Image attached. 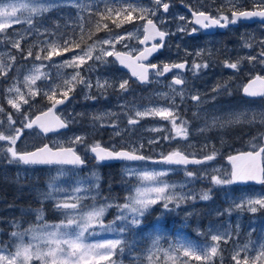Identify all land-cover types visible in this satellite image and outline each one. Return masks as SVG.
Returning a JSON list of instances; mask_svg holds the SVG:
<instances>
[{
  "label": "rangeland",
  "instance_id": "374dc122",
  "mask_svg": "<svg viewBox=\"0 0 264 264\" xmlns=\"http://www.w3.org/2000/svg\"><path fill=\"white\" fill-rule=\"evenodd\" d=\"M116 1L77 0V4L72 5L65 0H0V18L4 21L0 23V37L9 29L18 27L12 32V35L16 36H9L0 41V64L9 69L6 74L0 73V107L3 108V112H0V121H3L0 123V133L7 135L11 128L21 126V120L25 115L32 120L37 113L47 108L48 103L52 104L53 100L46 93L55 92V99L60 100L64 98L63 93L67 90V96L72 95L73 99L65 108L60 109L58 114L62 120L69 122L71 127L69 131L44 137L34 126L31 129H23L15 144L18 151L35 150L42 144L67 147L74 136H83L89 144L98 143L103 129L113 130L111 133L122 142L126 137L125 131L115 128L126 122V127L133 130L129 137L134 139V150H138V153H151L152 160L156 161L153 165L147 163L129 165L137 174L130 175L128 168L126 169L127 184L117 186L123 193L121 198L124 199L119 201L102 196L101 172L95 163H92L93 167L87 169L58 165L32 167L9 164L4 153L0 152V175L3 178L11 177L13 189L19 196L29 193L40 203H53L54 207L52 220L47 219V212L43 208L21 209L18 218H10L8 222L12 228L5 230L4 234L7 236L3 243L0 237V256L6 258L5 264H7V257L10 253H15L21 242L25 245H38L41 253H46L50 247H54L47 239L50 232L59 229L60 233H66L68 238L74 240L80 228L87 222L86 214L89 211L111 205L106 207L102 217L89 225L83 243L95 245L111 240H120L121 243L107 260L100 259L95 254H86L78 264H111L119 251L123 250L119 248H124L126 244L131 248L126 249L122 255L124 258L115 261V264H215L217 262L245 264V259H247L246 264H253V259L259 255L261 246H264V209L252 213L246 210V205L243 208L238 205L249 198H264V188L215 186L210 183L208 177L212 174L227 176L231 171L225 161L227 156L246 148L258 149L262 144L264 103L259 102L262 100L251 101L242 98L241 91L245 85L244 81L256 72L264 76V63L260 62V53L264 51V29L259 52H256L257 29L246 27L200 40L185 34L184 41L179 45V34L187 32H180L177 29L193 28L184 7L209 12L217 17L230 13L232 5L229 0H167L169 10L166 14L162 8L155 16L145 14L146 19H153L162 30L172 34L163 53V59L179 56V53H182L192 60V64H208L207 69L201 68L195 73L190 69L189 75L186 76L190 84L187 89L182 90L183 97L176 92V89L180 90L179 88L172 83H166L157 75L152 76L150 84L137 88L139 85L136 83L134 85L129 77L121 73L112 56L102 57V60L96 59L105 49L112 50L114 54L121 50L131 54L141 51L140 41L144 36L146 19L137 18L131 28L106 34L82 50L71 53L69 50L58 49L59 54H53L50 59L41 58L24 71L22 67L15 66L16 53L23 50L22 43L27 38H32L33 41L37 39L36 44L41 51L44 49L49 51L50 43H55L61 48L68 45L70 49L73 35H82L81 25L86 22L88 15L104 13V9L110 8ZM119 1L125 4L132 2L133 7H136V4L147 8L154 7L153 0ZM239 4L241 7L246 5L253 7L254 0H239ZM34 8L43 10L34 11ZM46 14H48L47 19L40 20L32 27L24 28L25 25ZM161 19H163L162 23ZM50 36L52 37L49 40ZM104 39L111 40V44H102L101 41ZM13 43H18L19 47H13ZM245 44L250 47H245ZM89 48H91V58L86 56L71 65L68 63L69 57H75L77 53H86ZM252 55L259 58V64L255 60L248 59ZM245 60L248 63L247 69L242 65V61ZM225 61H239L238 70L224 67ZM261 64L263 67L260 66ZM36 67L41 69L40 78L34 85L27 86L25 77L33 74ZM13 71H15L14 75L10 76ZM76 73L80 74L79 77L72 80ZM81 78L85 83L90 81L93 87L85 88L84 83H80ZM97 80L101 82L107 80L111 87L98 89ZM123 81H127V92L121 91L118 87ZM13 85L20 88L23 98L28 103L19 99L14 91H8ZM193 95H198L200 100L195 102L191 98ZM89 96H95L97 99L86 98ZM9 99L16 100L20 106L19 111L8 103ZM183 105L185 106L183 112H180L178 107ZM156 108L176 109L175 115L171 118L180 117L176 120L177 125H180L181 121H186L181 131L186 130L187 138L176 135L170 119L153 115L151 109ZM148 109L147 113L138 114ZM8 116H11L15 124H9ZM97 117L101 118L97 119ZM155 119L159 122L156 123ZM130 121L136 123L129 124ZM72 146L80 155L87 153L83 144ZM0 147L6 148L7 143L0 141ZM174 151L193 156L199 155V157H206L212 152L216 155L214 161L191 169L158 162L159 158ZM161 171L166 174L154 179L142 178L144 174ZM186 171H191L194 176L188 177ZM161 183L169 185L165 195L175 192L177 196H183L185 199L179 202V206L177 201H174L167 208L163 206V200L158 201L146 210L144 216L140 218L139 225L120 231L123 221L116 220L119 209L115 205L123 204L130 196H135L137 188L158 187ZM50 185H55L57 190L49 187ZM209 189L211 199L207 201L201 199L202 194ZM49 192L53 195H47ZM59 204H75L76 207L56 206ZM158 206L160 207L158 218L145 224L146 215ZM114 208L118 209L117 212L109 216ZM166 216L171 217L172 221L176 217L183 219L179 221L180 223L169 221L165 229L162 224ZM8 219L9 217L5 218V221ZM204 219L206 220L203 223ZM192 222L194 238L185 234L186 232L190 235L189 227ZM0 223L1 227L2 221ZM109 227L112 230H108ZM143 227L147 230L144 232L145 237L142 238L136 231ZM127 231H133L132 242L128 241ZM1 232L0 229V234ZM13 232L18 233V236L14 237ZM33 236L37 239L34 240ZM213 236L222 238L216 241L212 239ZM146 237L151 243L150 246L144 242ZM58 246L69 251L66 244ZM245 246H247L246 251ZM213 247L216 248L214 254L211 252ZM35 250L34 247L32 251ZM186 251L188 255H185ZM237 251L239 256L236 258ZM197 256L200 259H197ZM47 259L51 264V257ZM226 259L227 262L224 263ZM75 260L76 256L73 255L72 261ZM72 261L69 264H72ZM13 264H20V260H15ZM28 264H44V259L33 256ZM255 264H264V257L256 260Z\"/></svg>",
  "mask_w": 264,
  "mask_h": 264
},
{
  "label": "snow or ice",
  "instance_id": "6c2138e0",
  "mask_svg": "<svg viewBox=\"0 0 264 264\" xmlns=\"http://www.w3.org/2000/svg\"><path fill=\"white\" fill-rule=\"evenodd\" d=\"M66 3L76 5L77 0H65ZM229 3L232 5V8L230 10L231 15H219L217 17H209L206 16L203 11H200L197 15L195 12H193V15L195 17L194 23L197 25H200L201 28H209L213 26H219V27H227L228 24H236L241 20H251L253 18H259V20L264 21V0H254V5L251 10L243 9L240 4L239 0H229ZM154 7L147 8L143 6H136L133 7L132 5H129V8L131 11L126 12V15L131 18V12L137 11L139 9V12L141 13L138 17L139 19H146L145 14H150L151 16H155L156 12H158L161 8L163 12L167 13L169 10V3L167 0H153ZM34 11H42L43 9H33ZM116 11V14H119V11L121 10H113V9H105V15L110 14L111 12ZM201 17H204V19H201ZM103 18V17H102ZM181 19H184L181 17ZM4 22L2 18H0V23ZM163 22V19L160 21ZM147 26L143 28L144 33H146L143 37V39L140 41V43L144 44L149 40H154L156 38H159V43H153L150 48H146L142 51H139L138 56L136 57L137 60H147L149 56L154 52L158 51L159 49L163 48L164 40L166 36L169 35V33L164 30H158L156 27V24L153 23V19L147 18L146 19ZM14 25V24H13ZM12 25V26H13ZM151 26V29L153 31H149V27ZM81 25V30H82ZM97 27H100L99 22L97 23ZM104 27H107V25H104ZM177 31L180 32H188V34H194L198 31L196 28H192L191 30L185 29L183 27H180L177 29ZM118 38V37H117ZM102 44H111V40L104 39L101 41ZM245 47H250V45L245 44ZM13 47H19L18 43H13ZM49 51H47L46 59H50L53 54H59V51H67L69 50L68 45H65L63 48H61L59 45L55 43H50L48 45ZM59 49V51H58ZM91 48L87 50L86 53H77L75 57H69L68 63L71 65L74 61L78 62L81 58H85L86 56L88 58H91L90 55ZM28 56H31L32 53L29 51L27 53ZM114 55V52L112 50L105 49L102 52L101 56H97V60H102V57H111ZM125 56H127L129 59L131 57V53H115V58L117 61H119L121 64H123L125 67H132L131 64L125 63ZM260 62L264 63V51L260 53ZM36 60H40L41 57L37 55L35 57ZM248 59L255 60L256 57L249 56ZM239 61L237 62H224V67L231 68L234 70H238ZM141 71L137 72L135 69H133L132 75L137 76L138 79L141 82H145L148 80V72L149 68L155 70L158 68V65L151 64L148 66L140 65ZM91 68V66H90ZM201 68L207 69L208 64H201V63H193L191 66V70L195 73L199 71ZM173 69L178 70H185L186 69V63L184 62H178L173 64H165L162 67L159 68L158 71L155 72V75L161 76L164 75L167 72L172 71ZM8 67H5L3 64H0V73L6 74L8 71ZM40 67H36L33 74L29 75L28 77H25V84L28 85H34L35 81L40 78ZM79 73H76L73 75L72 80H76L77 77H79ZM80 83H84L85 88H92L93 85L89 81L85 83V81L81 78ZM184 79L182 76H180L179 73L176 74L175 78L172 81L173 85H183ZM96 87L98 89H105L106 87H111V84L105 80L101 82L100 80H97ZM118 87L121 91L127 92L128 91V84L127 81L120 82L118 84ZM30 90V89H29ZM9 92H15L17 97L19 99H22L24 103H28L26 99L23 98L21 94V90L19 87L13 85L8 89ZM176 92L178 95L183 97V91L177 90ZM244 92L249 96H264V89L260 90H253L252 85H249L244 89ZM46 95H49V98L53 100V106L56 104H62L65 102V99L67 98V90L64 91L63 96L64 99L56 100L55 99V92L46 93ZM88 99H97L95 96H89L86 97ZM193 100L199 101L200 97L198 95H193L191 97ZM8 103L11 104L13 108H16L17 111L20 110L19 104L16 102L15 99H9ZM149 111L145 110L143 112H140L138 114H145ZM0 112H3V108L0 107ZM176 109L173 108H156L151 109V113L153 115H159L165 119H170V123L172 124L173 129L176 132V135L179 137H182L184 139L187 138L186 136V130L181 131V128L183 127V124L186 123V121H181L180 125H177L176 120L180 119V117H176L175 119H172L175 115ZM47 115V113H45ZM8 122L9 124H15V121L11 119V116H8ZM99 119V117H97ZM41 117L37 116L35 118V121H40ZM56 123L54 126L52 125H45V124H35V121H31L27 115H25L21 120V126L19 128H11L9 133L7 135L0 133V141H5L7 143L6 148L0 147V152H3L5 155V158L9 164L16 163V164H22L26 166H41V165H75V166H82L85 164V160L81 157V155L77 154L75 148L72 145H79L83 144L85 151L90 152L93 154V156L96 158L97 162H103L105 160H120V161H144L146 158L138 153V150L135 151H121L116 149L114 146L109 147H102L99 143H92L89 144L87 140L83 136H74L72 138V141L70 142L69 146L63 147L60 145H55L53 147L48 146L47 144H42L38 146L35 150H29L27 152H20L15 148V144L17 140L19 139L20 135L22 134L23 129H31L34 125L37 126L41 132L48 133L49 131L58 130L60 128H66L68 127V121L60 120L59 117L55 118ZM0 123H3V121H0ZM136 123V121H130L129 124ZM114 126V125H113ZM119 131L116 132L118 134ZM55 149V150H54ZM259 152L264 153V148H260ZM215 152L210 153L206 157H202L200 159H196V162L198 164H204L208 163L215 159ZM183 154L179 153L178 151H174L171 154L165 156L163 158V163L166 164H175V165H186L185 160L182 158ZM239 157H229L230 162H232L233 167L231 171L228 173L227 176L219 175V174H212L208 177L211 184L215 186H231L233 184H247L249 182H255L259 184H264V159L260 157L259 161L247 159V164L245 165H237L235 163L236 160H238ZM128 174L130 175H136L135 169L128 167ZM166 173L164 171L157 172V173H151V174H144L142 177L143 179H154L158 176H163ZM186 175L188 177H193V173L191 171H186ZM99 178L97 177V180ZM49 187L53 188L54 190H57L55 188V185H50ZM98 187V185H96ZM169 190V185L166 183H161V186L158 187H151V188H137L136 189V195L130 196L128 198V201L123 204H117L116 207L119 209V214L116 217V220L123 221V226L121 227L120 231H124L125 229H130L133 225H139L141 223V217L144 216L146 210L151 206L157 203L158 201L163 200L164 201V207L167 208L170 203H173L174 201H177V206H179V202H182L185 197L183 196H177L175 192H172L171 194L165 195L166 192ZM60 191H66L63 189H60ZM79 191V189H77ZM211 190L209 189L208 192H204L201 199L207 201L211 199V196L209 194ZM155 194V195H151ZM47 195L52 196L53 193L49 192ZM79 199V198H77ZM246 210L252 213L257 212L259 209H264V198H257V199H247L246 201H243L239 207H245ZM56 206L65 207V208H75V204H59ZM111 205H106L105 207H98L95 208L92 211H89L86 214V223L80 228L79 232L76 234V239H70L68 238L66 233H60L59 229H57L56 232H50L48 234V241L54 245V247H50L46 253H41L38 245L28 244L25 245L23 242H21L17 248L15 253H10L7 257V264H13V262L17 259L20 260V264H28V261L33 257L36 256L38 259H44V264H49V261L47 257H51V264H69L70 261H72V256H76V260L72 261V264H78L79 260L85 257L86 254H95L100 259L107 260L109 256L113 254V250L121 243L120 240H111L107 241L103 244H95V245H86L83 243V238L85 236V232L88 230L89 225L94 222L97 218L102 217L106 211V207H110ZM108 230H112L111 227H109ZM12 235L18 236V233L13 232ZM221 236H213V240H220ZM33 239H37V237L33 236ZM60 244H66L69 251H65L63 248L59 247ZM35 247V251H32V249ZM103 249L104 251H99ZM79 253L77 254V252ZM245 251L247 250V246H245ZM211 252L214 254L216 252V248L213 247L211 249ZM59 254V255H58ZM189 253L186 251L185 255H188ZM239 256V251H237L236 258ZM264 257V246H261L259 255L256 256L253 259V264H255V261L259 258ZM197 259H200L199 256L196 257ZM6 258L4 256H0V264H5ZM245 264L247 262V259L244 260ZM111 264H115V261L111 262Z\"/></svg>",
  "mask_w": 264,
  "mask_h": 264
},
{
  "label": "trees",
  "instance_id": "16d2710c",
  "mask_svg": "<svg viewBox=\"0 0 264 264\" xmlns=\"http://www.w3.org/2000/svg\"><path fill=\"white\" fill-rule=\"evenodd\" d=\"M110 1V0H109ZM134 3L128 2V3H122L119 0H117L110 8L106 7L105 9H113V10H121L119 11V14H116V11L111 12L110 14L105 15L104 13H92L88 15L86 18V22L83 24L82 27V35H73L71 47L69 49V52L73 53L74 51H79L84 48H86L90 43L97 40V38L100 37V34L102 33H108V32H116L124 28H129L133 24H135V21L140 16L141 13H139V9L137 11L131 12V18H129L126 15V12L131 11L129 8V5H133ZM137 6H140L136 4ZM104 9V10H105ZM103 17V18H102ZM99 22L100 27H97V23ZM104 25H107V27H104ZM129 26V27H128ZM11 31H8L7 34H10ZM33 45L31 46L32 49ZM46 55H44V58ZM46 59V58H45ZM41 98V97H40ZM39 99V98H38ZM120 171L110 172V173H103V191L104 194L109 198H115L119 201H122L124 199L121 198V195L117 193L118 190H120L116 185L117 182H122ZM8 175V173H7ZM7 177V176H6ZM13 178V177H12ZM16 184V183H15ZM14 185L11 182V177L3 178L0 175V221H2V225L0 227L1 234L0 237L2 239V243L6 239L5 230L12 228L11 224L8 222L10 218L16 219L19 217L21 213V209H32V208H43L47 212V219L52 220V212L54 210L53 203H40L37 201V199L32 196V194H24L19 196L18 192H16L14 189ZM253 188V187H251ZM118 194V195H117ZM116 206V205H115ZM118 209H112L109 216H112L115 212H117ZM160 207H156L153 211L149 212L144 222L147 224L148 222H152L158 216L160 215ZM9 217L7 221H5V218ZM183 218L182 217H176L174 221H172L171 217L166 216L165 220L162 224V226L167 229L166 227L169 224V221H172V223H180ZM206 219H204L202 222L204 223ZM1 224V223H0ZM163 229V230H165ZM190 235L185 232L187 237L194 238L195 235L193 233V222L190 224ZM147 228L143 227L138 229L136 232H138L139 236L145 237V233ZM132 232L133 231H127L128 234V241L132 242ZM135 232V231H134ZM144 242L146 245L150 246L151 243L149 239L146 237L144 239ZM131 248L128 244L124 246L122 251H119V254L116 256V258L113 259V261L120 260L122 255L124 254L126 249ZM225 254V253H224ZM227 262V259L224 263ZM215 264H218L215 263Z\"/></svg>",
  "mask_w": 264,
  "mask_h": 264
},
{
  "label": "flooded vegetation",
  "instance_id": "af4514ba",
  "mask_svg": "<svg viewBox=\"0 0 264 264\" xmlns=\"http://www.w3.org/2000/svg\"><path fill=\"white\" fill-rule=\"evenodd\" d=\"M185 11H186V14L188 15L189 19L191 20V23H192V13L193 11H197L195 8H189V7H184ZM244 27H246L247 29L249 28H255L257 29L256 31V41H257V45H260L261 44V39H260V26L258 25H243ZM192 27H193V24H192ZM194 28V27H193ZM224 32V31H219L217 32L214 36H207L205 35L200 29H198L197 32H195L194 34H188L187 33H181L179 34V45L180 43H182L184 41V38H185V34L186 36L188 37H194L196 38V40H200V39H205V38H211V37H216V36H219L221 35V33ZM172 36V35H171ZM22 47H23V51L22 53H16V59H17V63L15 64V66H18V67H22V70L24 71L25 69L29 68L31 65H33L34 62H36L37 60L35 59V57L39 54V46L33 41V39H30V40H25L23 43H22ZM33 45L32 49H31V46ZM166 49V48H165ZM32 50V51H31ZM31 51L32 55L31 56H28L27 53ZM118 52H123V53H127L126 51L124 50H121V51H118ZM138 52L136 53H132L131 55L132 56H135ZM254 57H256L255 55H252ZM112 59H113V56H112ZM114 60V59H113ZM115 61V60H114ZM178 62H184L187 64V67L185 70L181 71V70H177V69H173L169 74L167 75H161L159 76L162 80H164L166 83H172V80L175 78L176 74L179 73L180 76L183 77L184 79V83L182 86L179 87L180 90H184V89H187L188 88V84L189 81L186 80V76L189 75V71L191 69V66H192V60L188 57H185L182 55V53H179V56H169V58H166V59H163V54L159 55L158 57H156L152 62L151 64H156L158 65V68H157V71L159 70L160 67H162L163 65L165 64H173V63H178ZM255 62L257 64L258 63V59L256 57L255 59ZM117 64V63H116ZM242 65L245 69L248 68V63L247 61L245 60L244 62L242 61ZM118 66V64H117ZM261 67H263V65L261 64L260 65ZM15 73V71H13L12 73H10V76H13ZM122 74H124L126 77H129V75L123 71H121ZM259 72H256L255 74H253L254 76L257 75ZM155 75V73L152 74V76ZM252 75V76H253ZM130 78V77H129ZM134 82V85L135 83L138 84L139 86L137 88H140L142 85H140L138 82H136L135 80H132ZM249 81V78L246 79L244 81V83L246 84L247 82ZM5 82V80H4ZM3 82V83H4ZM38 100V99H37ZM195 101V100H194ZM251 101H256V100H251ZM259 102H263L264 103V100L263 101H259ZM183 107H185L184 105L183 106H179L178 107V110L181 112H183ZM101 118V117H99ZM150 119H152V117L150 116L149 117ZM153 121V119H152ZM154 121H157V120H154ZM164 123V122H162ZM120 128L121 130H124L125 131V134H126V137L122 139V142H120V140L115 137V135L113 133H111L113 130H110V131H106V130H102L101 132V137H99V144L102 146V147H115L116 149L118 150H121V151H135L134 150V139L130 138L129 137V134L130 133H133V130L130 128V127H126V122H122V124L120 125V127H117L115 129H118ZM139 154H142L146 159L144 161H138L137 163H147V164H151L153 165V163L155 164L156 161L152 160L151 158V153L149 154H145L143 152L139 153ZM169 154V153H168ZM167 154V155H168ZM85 159V162L87 163V166H92V163H95L97 165H99L98 168H100V172L101 173H110V172H115V171H119L121 169H125L127 168L129 165H135L136 163H129V162H113V161H103V162H97V160H93L91 159V157H89L88 155H85V157H83ZM158 162H160V160L158 159ZM103 176V175H102Z\"/></svg>",
  "mask_w": 264,
  "mask_h": 264
},
{
  "label": "water",
  "instance_id": "95a60500",
  "mask_svg": "<svg viewBox=\"0 0 264 264\" xmlns=\"http://www.w3.org/2000/svg\"><path fill=\"white\" fill-rule=\"evenodd\" d=\"M195 13H196L197 15L199 14V13H197V12H195ZM205 15L211 17V15H210V14H207V13H205ZM192 16H193V25H194L195 27H197V28L202 29L206 34H214V33L217 31L218 28H220V29H224V28H229L230 26H236V25L239 24V22H238V23H236V24H228L227 27L213 26V27H209V28H201L200 25H197V24L194 23V19H195V17H194V15H193V13H192ZM201 19H204V17H201ZM241 21H242V22H245V23H255V22H262V23H264V21L259 20V18H253V19H251V20H241ZM153 23L156 24L154 21H153ZM146 26H147V24H146ZM146 26H145V27H146ZM156 27H157V29L159 30V27H158L157 25H156ZM149 31H153V30L151 29V26L149 27ZM145 34H146V33H145ZM168 36H169V35H168ZM168 36H166V38H165V40H164V45L166 44V41H167V37H168ZM153 43H159V38H156V39H154V40H149V41H147V42L144 43V44L141 43V45L144 47V49H146V48H150L151 45H152ZM164 48H165V46H164L163 48L159 49L158 51H154V52L149 56V58H148L147 60H142V59H141V60H137L136 57H137L138 55H136L135 57H132V56H131L130 59H129L127 56H125V63H129V64H131L132 67H125L123 64H121L119 61L116 60L115 55H114V59L118 62V64H119V68H120L121 70L127 72V73L131 76V78H132L133 80H137L140 84H148L149 81H150V73H151V71H152L153 69L149 68V72H148V80L145 81V82H141V81L138 79L137 76L132 75L133 69H135L137 72H140V71H141V67H140V65L148 66L147 63L151 62V61H152L157 55H159L161 52H163V51H164ZM186 67H187V64H186ZM155 70H156V69H155ZM177 70H178V69H177ZM170 72H171V71H170ZM170 72H167V73H165L164 75H167V74H169ZM249 85H252V89H253V90L264 89V78H262V77H260V76H257L256 78L250 80V81L247 83V85L244 87V89H245L246 87H248ZM176 86L179 87V86H181V85H176ZM244 89H243L242 94H243V96H244L245 98H249V99H259V98H264V96H249V95H247V94L244 92ZM69 100H70V97H67V98L65 99V102H64V103H62V104H56V105L53 106L50 110L45 111V112L39 114L38 116L41 117V120H40V121H35V118H36L37 116L34 118L33 121H35V124H36V125H38V124H45V125H52V126H54L55 123H56L55 118H56V117H59V116L56 114V110L59 109V108H63V107L69 102ZM45 113H47V115H45ZM59 119H60V118H59ZM60 120H61V119H60ZM34 126H35V125H34ZM36 127H37V126H36ZM37 128H38V127H37ZM38 129H39V128H38ZM67 129H68V127H66V128H60V129H58V130H54V131H49V132L46 133V134L43 133V132H42V133H43L45 136H47V135H49V134H53V133H60V132L65 131V130H67ZM39 130H40V129H39ZM48 146H49V145H48ZM262 148H264V146H263ZM230 157H239V159L236 160L235 163H236L237 165H245V166H246V164H247V159H251V160L259 161L260 157L263 159V153H261V152H259V151H257V152H243V153H237V154H234V155H232V156H230ZM182 158L185 160V164H186V165H181V166H187V167H190V166L198 165V163L196 162V159L187 158V157H185L184 155H183ZM226 161L230 164V166H231V168H232V167H233V164H232V162H230L229 157H227ZM70 166H75V165H70ZM250 184H251V185H262V184L255 183V182H249V183H247V184H234V185H250Z\"/></svg>",
  "mask_w": 264,
  "mask_h": 264
},
{
  "label": "bare ground",
  "instance_id": "6f19581e",
  "mask_svg": "<svg viewBox=\"0 0 264 264\" xmlns=\"http://www.w3.org/2000/svg\"><path fill=\"white\" fill-rule=\"evenodd\" d=\"M3 87V86H2ZM243 98V97H242Z\"/></svg>",
  "mask_w": 264,
  "mask_h": 264
}]
</instances>
